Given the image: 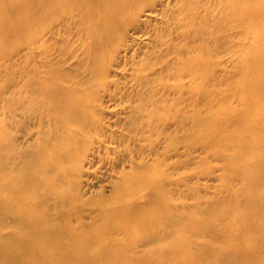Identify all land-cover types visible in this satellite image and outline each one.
I'll return each mask as SVG.
<instances>
[{"label":"rangeland","instance_id":"rangeland-1","mask_svg":"<svg viewBox=\"0 0 264 264\" xmlns=\"http://www.w3.org/2000/svg\"><path fill=\"white\" fill-rule=\"evenodd\" d=\"M236 6L233 0H139L110 44L97 52L81 31L77 12L56 13L47 22L42 37L47 44L44 50L41 41L33 46L28 71L30 77L36 72L55 80L66 75L64 84L86 102L87 126L72 127L79 158L63 156V166L88 225L102 210L121 205L150 213L167 208L182 222L209 218L207 211L216 204L226 209L239 196L244 150L261 96L254 81L264 68V33L257 38L263 27L256 26L253 34ZM247 7L251 13L260 9L264 21V0ZM196 57L201 64L179 80L182 61ZM151 110L153 126L148 125ZM11 133L16 146L26 141L30 154L43 146L49 153L43 139L56 143L54 122L40 110L31 109L25 127L17 122ZM66 133L57 132L58 145L73 143ZM156 213L161 216L163 209ZM11 223L4 218L0 226L10 230ZM184 224L188 236L193 227ZM115 235L129 242L120 229Z\"/></svg>","mask_w":264,"mask_h":264},{"label":"bare ground","instance_id":"bare-ground-1","mask_svg":"<svg viewBox=\"0 0 264 264\" xmlns=\"http://www.w3.org/2000/svg\"><path fill=\"white\" fill-rule=\"evenodd\" d=\"M137 1L0 0V223L4 218L12 222L10 230L0 226V264H264V68L254 81L261 96L244 150L243 186L230 207L222 210L216 204L207 211L209 218H189L185 222L193 229L188 236L185 222L167 208L157 206L150 213L121 204L119 208L109 206L91 226L77 210L81 198L67 181L63 156L74 161L78 157L72 127L84 130L87 126L86 102L74 87L64 84L66 75L55 80L35 72L30 77L32 49L40 41V48L47 44L42 37L52 15L77 12L76 19L84 25L81 31L93 39L96 52L101 51L110 44L120 21L130 17V7ZM233 1L240 5L236 6L238 16L253 26V34L256 26L263 27L256 34L260 39L262 13L260 9L251 13L247 7L254 0ZM199 64L198 57L184 59L176 77L184 78L189 67ZM249 81L251 85V77ZM140 105L135 107L137 114L142 112ZM31 109L40 110L54 122L56 143L42 140L47 151L50 149L48 154L44 146L30 154L23 140L25 131L19 146L11 135L17 122L25 127ZM153 112H148L150 126L155 123ZM60 130L73 143L58 145ZM161 209L164 214L160 216L156 212ZM118 229L129 238L128 243L116 237ZM222 243L225 248L220 247Z\"/></svg>","mask_w":264,"mask_h":264}]
</instances>
